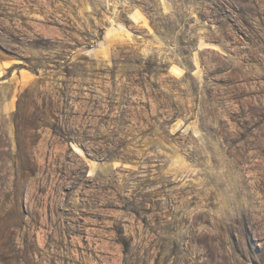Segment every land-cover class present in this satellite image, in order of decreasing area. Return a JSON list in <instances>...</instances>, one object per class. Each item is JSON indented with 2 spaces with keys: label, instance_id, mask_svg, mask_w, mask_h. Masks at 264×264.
<instances>
[{
  "label": "rangeland",
  "instance_id": "374dc122",
  "mask_svg": "<svg viewBox=\"0 0 264 264\" xmlns=\"http://www.w3.org/2000/svg\"><path fill=\"white\" fill-rule=\"evenodd\" d=\"M0 264H264V0H0Z\"/></svg>",
  "mask_w": 264,
  "mask_h": 264
},
{
  "label": "trees",
  "instance_id": "16d2710c",
  "mask_svg": "<svg viewBox=\"0 0 264 264\" xmlns=\"http://www.w3.org/2000/svg\"><path fill=\"white\" fill-rule=\"evenodd\" d=\"M34 75H36V71H31ZM15 115H13L12 116V122H15ZM11 197L14 199L16 196H15V194H14V192L13 193H11ZM15 200V199H14Z\"/></svg>",
  "mask_w": 264,
  "mask_h": 264
}]
</instances>
